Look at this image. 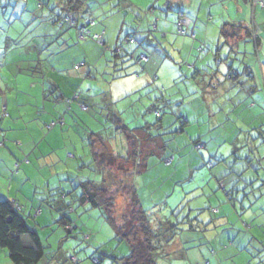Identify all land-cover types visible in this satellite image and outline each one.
<instances>
[{
    "label": "rangeland",
    "instance_id": "obj_1",
    "mask_svg": "<svg viewBox=\"0 0 264 264\" xmlns=\"http://www.w3.org/2000/svg\"><path fill=\"white\" fill-rule=\"evenodd\" d=\"M121 1L85 0L84 9L77 12L67 0H0V198L15 200L28 225L38 232L45 255L37 264H116L113 258L128 254L130 245L114 237L115 230L101 209L78 204V184L101 179L91 154L96 146L91 134L104 139L108 150L113 151V144L114 151L122 153L125 140L121 133L114 135V116L129 129L139 127L160 118L151 108L155 105L164 126H168L162 131L166 149L161 155H149L147 168L134 174L132 182L142 208L152 213L153 229L165 226L173 231L170 225L178 222L177 234L161 250L157 262L264 264V193L258 195L264 192V186L255 185L253 191L244 188V182L256 178L251 169L245 170L246 158L256 155L251 153L254 142L264 152V134L250 131L246 122L238 121V116L246 119L249 108L236 107L238 111L233 113V106L226 109L225 98L216 99L222 94L221 87L204 84L203 80L213 74L209 69L215 63L211 62L213 46L201 44L202 29L196 39L188 32L178 37L179 41L185 37L195 42L193 51L185 48L180 56L176 47L175 53L161 47L162 59H157V53L151 56V71L142 76L148 85L132 84L136 74L142 73L134 59L125 58L115 67L123 69L113 72V63H107V59L117 45L122 44L124 50L138 47L147 53L157 48L136 33L133 43L125 41L137 27L135 20L153 2L158 4L157 11L147 19H176L172 7L166 10L160 6L165 0H129L128 7L119 9ZM65 14L79 21L95 18L93 30L110 34L109 48L92 40L84 47V42L76 40L74 28L58 27L54 19ZM207 18L206 9L200 10L196 22ZM59 29V34H72L69 48L57 50L59 41L54 34ZM156 33H149L151 40L159 37ZM45 37L47 42L43 41ZM200 47L208 50L206 54L198 53ZM38 60L45 64L43 74L36 69ZM194 60L209 71L201 75L202 82L199 78L192 83L183 79ZM89 70L92 74L84 78ZM120 72L127 74L111 79V73L116 77ZM52 73L65 89L51 85ZM172 78L178 82L171 83ZM73 85L81 86L79 102H84L87 110L72 100L61 125L52 110L66 109L67 102L59 97L71 87L73 92ZM42 88L47 99L41 98ZM223 106L230 111L228 120ZM186 120L188 123L182 124ZM38 158L45 164H39ZM260 162L264 165V160ZM234 184L240 191L227 196L224 190L230 192ZM127 206L124 194L119 192L113 216L125 230L132 225L126 221L130 215ZM62 215L70 220L71 228L58 221ZM0 264H12L1 247Z\"/></svg>",
    "mask_w": 264,
    "mask_h": 264
},
{
    "label": "crops",
    "instance_id": "obj_2",
    "mask_svg": "<svg viewBox=\"0 0 264 264\" xmlns=\"http://www.w3.org/2000/svg\"><path fill=\"white\" fill-rule=\"evenodd\" d=\"M260 1L264 2V0H165L162 1L160 6H165L166 10H170V8L172 7L173 8L172 11H174L175 14L177 11L183 12V16L181 18L182 28L184 31L183 35L177 34L178 33L177 15H176V19L173 21H171L168 17H166L165 20L159 17L156 18L157 20L154 19L153 17L152 19L151 18L147 19V16L149 17L154 16L157 11L158 4L153 2L152 5L146 11L143 12L142 17L139 18V20H135L136 21L135 23H137L136 24L137 27L134 30V32L129 34L131 37H135L134 35L135 33L136 35L139 34L140 36H142V39H144V41L154 43V46L157 44V48L156 49L153 48V50L150 53H147L143 49L140 50L138 49V47L133 48L132 50H126L129 53L132 54L134 53V55H137V52L139 53V55L141 53L143 54L146 53V55H148L149 57L147 63L140 65L142 73L139 75L136 74L137 79L135 78L132 79L131 80L132 84L148 85L147 80L145 79L143 80L142 76L145 75L146 73L149 74L151 71L152 63H154L152 62L150 64L151 56H153L154 58L155 53H157V57H158L157 59L161 58V53H160L161 47H164V49L166 50L168 48H169L168 50L171 51L174 50V53L176 47L178 53H180V56H182L184 52L183 49L192 48L193 51V49L197 47V45L195 42L192 43L190 39L185 37H183L184 39H182V41H179L178 37L185 36L186 32H188L189 36H192L193 38L196 39V37H198L203 30V34L200 35L203 39L201 44L206 45V43L208 42L209 47L213 46L214 53L211 62H213L214 60L215 63V66L209 69V71L213 72V74L209 76L208 80L206 81L203 80L204 84L217 85V86L219 85V87H221L222 94L220 96L217 95L216 99L218 100V97L219 100L220 98L223 99L225 98V100L223 101L225 102L226 109L233 106L231 110L233 113L238 111L236 110V107L238 109L249 108V113L245 117L246 119H242L240 116H238L237 119L238 121L246 122V124H248L247 128L250 131L257 132L259 134L264 130V8L259 4ZM121 2L123 3L118 4L119 9H121L122 7L126 8L129 6V0H122ZM83 9H84L83 6L79 5L76 6L73 10H76L77 12H81ZM204 9H206L207 11L208 18L206 21L200 20L197 23L196 21L199 19V11ZM56 18L54 19L55 24H56L55 21ZM90 20L91 19L83 20V21L77 20L78 27L88 25ZM160 20L161 22L159 23ZM96 24H97V20H96ZM96 24L92 27V31L95 33H100V35H102L101 42L105 43L104 45H107V47L109 48L110 34L108 32H105V30H102L101 32L96 30L94 31L93 28L96 27ZM56 25L58 27H62L59 26L58 24ZM224 25H226V29L222 28L221 31V27H223ZM153 27H155V29H152ZM199 29L202 30L199 31ZM224 30L225 32H223ZM151 31L157 32L156 34L159 35V37L154 36L153 40H151L150 38L151 35L149 36V33H151ZM59 32L60 29L56 34H54L57 35L58 37V40L56 39V41H59L58 47H56L57 50H62L63 48H69L71 42L74 40L72 38V34L69 31L64 34H59ZM74 33L76 37L77 34L76 30L74 31ZM169 36L170 38L168 39ZM118 39L119 37L117 36V39L115 40L116 44H118V41H120ZM43 41L47 42V38L45 37ZM81 42H84L83 46L85 47L86 43L91 42V40L88 39L86 41H81ZM79 47L80 49H85L84 47L81 46ZM112 51L113 49L110 50V53H112ZM207 51L208 50L205 51V49L203 52L201 50L200 51L198 50V53L202 55L203 53L206 54ZM38 62L40 68L39 73L43 74V72H41V69L45 67V64L44 62L42 63L39 60ZM108 62L109 60H107V63ZM160 63L162 64V62ZM112 67L113 69H118L115 68L114 66ZM204 67L205 66L202 63L196 64V61L194 60L193 63H191L187 68L188 76H185L183 79L186 80L189 79L191 83L193 82L192 79L196 80L199 78L201 81V75L203 73H207V74L209 73V71L205 70ZM50 68L52 69V71H54L53 67ZM120 69H123V66H121ZM49 71L50 70L48 69V72ZM90 74H92V72H90L89 70L88 72H85L83 76L84 78L90 77ZM126 74L127 73L125 72H120L116 74L115 77L111 73L112 75L111 79L113 80L114 78H120L122 76H125ZM228 74H233V77H230V75ZM51 77L54 78V80L53 79H51V81L49 80L51 85H54L56 89H65V86H63L64 84L59 85L60 82L56 80V78H59L58 76H55L52 73ZM156 78L159 80V76ZM172 82L173 83L178 82L177 78H175V80L173 79L171 83ZM224 85H228V86L224 88ZM80 87H81L80 85H73V92H71L72 87L70 90L67 89L69 90V92H67L66 94H64L66 90L65 92H62L59 98L60 100L67 102L68 104L66 106V109H63L64 111L57 112L55 107H53L52 111H56L59 119L63 120V124L64 121H66V115H68V112L70 111L69 109L72 108V103L70 102H72V100H75L74 96L78 95L80 100L81 94H79L78 92V89H80ZM43 88L41 91V98L45 99L47 96L46 93L44 92L45 89ZM204 89L206 90L208 88L205 87ZM213 89L216 90L215 87L211 88L210 90L212 91ZM132 92L135 93L136 90ZM157 99L158 98H156L155 100ZM158 105H159V101H158ZM83 107L84 106L82 105V108ZM223 109L225 111V117H226L225 120H228L227 115L230 114V111L225 110L224 106ZM62 120L60 121L61 125H63ZM223 130L225 131V129ZM229 132H230V128H229ZM91 136L92 138H94L93 143L96 144L95 146L96 150H98V148L102 149L105 144L104 139H102V141L100 142L101 137H99L98 134L96 135L91 134ZM46 155L47 154L44 155L45 158H47ZM38 159L40 161L39 164H45L43 159L40 158ZM9 200L11 199L9 198Z\"/></svg>",
    "mask_w": 264,
    "mask_h": 264
},
{
    "label": "trees",
    "instance_id": "obj_3",
    "mask_svg": "<svg viewBox=\"0 0 264 264\" xmlns=\"http://www.w3.org/2000/svg\"><path fill=\"white\" fill-rule=\"evenodd\" d=\"M67 1H69L73 8L79 5H82L83 8L85 6V0ZM176 15L178 19V34L183 35L184 31L182 28V23H180V25L178 24L181 22L183 12L177 11ZM77 20L65 14L58 15L55 21L59 26L74 28L77 32L76 40L78 42L89 39L96 44H99L91 37L95 34V32L92 31V27L96 24L95 18H91L88 25L82 27H78ZM91 21H93V24H90ZM222 28L226 29V25L221 27V31ZM152 29H155V27ZM82 30L88 32L85 40H80L79 38ZM223 32H225V30ZM96 34L100 35V33ZM190 37L193 38L192 36ZM101 39L102 35L100 40ZM129 39L133 40V37L128 35L125 40L126 43H133L129 42ZM104 44L105 43H102L103 46ZM123 50L124 49L121 44L119 46L117 45L116 49L110 53L111 57H109L107 60L113 63L112 66L117 67L119 64L123 63L125 57L134 59V62L139 66L147 63L149 60L148 55L145 54L148 60L146 62H138L139 54L134 55V53L132 54L126 50ZM200 50L203 52L204 48L200 47ZM36 64V69H38L39 62ZM115 70L116 69L113 71ZM119 70L122 69H118L116 71ZM228 75L233 77V74ZM74 98L79 102L78 95H75ZM79 103L81 106L83 105L85 107L83 109L87 110V106L84 103ZM151 108L155 111L156 116L160 118H158L153 123H145L142 126L132 127L130 129L125 123H122L120 118L114 116V135L121 133L125 140L123 152H115L113 144V151L108 150L109 145L105 146V144L102 149L98 148V150H96L92 148L93 150L91 149V154L98 163L99 169H97V173L101 175V179L99 181L87 179L79 182L78 184L80 187V192L77 196L78 204H88L91 208L101 209L106 220L115 230L114 237L118 241L125 239L130 245L128 254L113 258L116 264H159L156 260L157 256L161 254V250L167 246V244L172 240V236H175L179 230V227H177L178 222H176L175 225H170V227L174 226L173 231H167L165 226L158 229L152 228V213L149 212V209L142 208L136 193V188L132 182V177L134 174L139 172L142 168H147V158L149 155H161L166 149V143L162 139V136L165 133L162 131L168 126H164L161 119L160 110H158L155 105H152ZM181 122L182 124L188 123L187 120ZM50 126L51 125H49V127ZM261 134H264V130L260 133V135ZM253 140L256 139L252 138V141ZM101 141L102 139H100V142ZM256 143H253V150H251V153L255 152L256 155H253L252 153V158H246L247 168L245 170L251 169L256 177L249 182H244V188L249 187L251 188V191L257 189L254 188L255 185H258L257 187L264 186V178L260 176V171L264 170V165H262L260 162L261 160H264V152L261 153V150L258 149V145ZM261 143L262 145L264 144V138L262 139ZM115 162H118L119 164L114 165ZM252 165L254 166L253 168H251ZM117 170L121 171V173H117ZM238 180L242 181L241 178ZM232 186L233 187L231 188L230 192H226V190H224L227 196L230 194L232 197L234 193L240 191H237V189L234 188V186H236L235 184ZM119 192L124 194L126 205H128L127 207L130 208L127 212V214H130L129 218H127L126 214L123 215L124 218H127L126 221L128 220L132 222V225L126 230L124 226L122 227V224L115 223L116 221L113 216L116 205V195ZM263 193L264 192L262 191V193H258V195L263 196ZM58 221L67 229L71 228L70 220L65 215H62ZM189 228L191 229L193 226L190 225ZM0 247L6 250L12 264H37L43 259L45 255V247L39 237L38 232L28 225L27 218L21 214V208L19 204L15 200H9L7 198H0ZM96 260L99 262L98 258H96ZM43 262L44 260L42 263Z\"/></svg>",
    "mask_w": 264,
    "mask_h": 264
},
{
    "label": "built area",
    "instance_id": "obj_4",
    "mask_svg": "<svg viewBox=\"0 0 264 264\" xmlns=\"http://www.w3.org/2000/svg\"><path fill=\"white\" fill-rule=\"evenodd\" d=\"M259 4L264 8V2H263V1H260ZM180 15H181V13H180ZM180 23H181V22H179L178 24L180 25ZM90 24H93V21H91ZM87 35H88V32H85V30H82V32H81L80 35H79L80 40H85ZM91 37H92L93 39H95V41H97L99 44H102V42H101V40H100L101 35L95 33V34L92 35ZM129 42H133V40H132V39H129ZM147 60H148V59H147V56H146L145 54L141 53V54L139 55L138 62H139V61L146 62ZM83 108H85V107H83Z\"/></svg>",
    "mask_w": 264,
    "mask_h": 264
}]
</instances>
